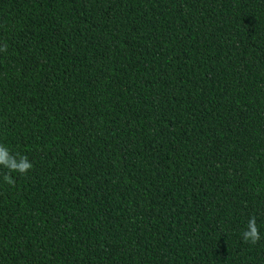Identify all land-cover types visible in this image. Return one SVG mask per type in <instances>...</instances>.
I'll return each mask as SVG.
<instances>
[{"label": "trees", "instance_id": "obj_1", "mask_svg": "<svg viewBox=\"0 0 264 264\" xmlns=\"http://www.w3.org/2000/svg\"><path fill=\"white\" fill-rule=\"evenodd\" d=\"M5 43L0 264H264V0H0Z\"/></svg>", "mask_w": 264, "mask_h": 264}, {"label": "clouds", "instance_id": "obj_2", "mask_svg": "<svg viewBox=\"0 0 264 264\" xmlns=\"http://www.w3.org/2000/svg\"><path fill=\"white\" fill-rule=\"evenodd\" d=\"M7 47V43H5L3 47H0V52H6ZM0 167L8 170V172L4 174L3 180L7 184L14 186L15 180L13 179L12 173L27 175L33 168V164L29 161L27 155L19 153L14 155L6 146L0 144ZM241 237L245 243H250L252 245L260 241L261 234L256 224L255 217L249 219L247 228L241 233Z\"/></svg>", "mask_w": 264, "mask_h": 264}]
</instances>
